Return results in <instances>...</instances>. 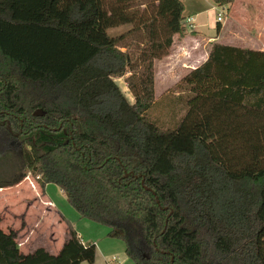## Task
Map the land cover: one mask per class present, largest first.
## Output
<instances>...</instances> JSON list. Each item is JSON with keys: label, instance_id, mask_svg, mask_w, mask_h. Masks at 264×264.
Listing matches in <instances>:
<instances>
[{"label": "trees", "instance_id": "1", "mask_svg": "<svg viewBox=\"0 0 264 264\" xmlns=\"http://www.w3.org/2000/svg\"><path fill=\"white\" fill-rule=\"evenodd\" d=\"M183 10L180 0H0V161L23 167L0 189L25 172L41 190L56 186L133 264H264V53L214 43L179 80L189 94L175 127L147 116L154 61L187 31ZM62 219L57 255H24L0 228V264H93L95 245Z\"/></svg>", "mask_w": 264, "mask_h": 264}, {"label": "rangeland", "instance_id": "2", "mask_svg": "<svg viewBox=\"0 0 264 264\" xmlns=\"http://www.w3.org/2000/svg\"><path fill=\"white\" fill-rule=\"evenodd\" d=\"M255 1V0H252ZM186 8H185V21L191 23V19H195L194 23L187 27L193 29L196 32L205 34L207 37H215L216 36V13L220 11V8L215 7V11L207 12L209 8L208 4L201 5L200 8H196L193 3V0H185ZM143 10V7H141ZM226 15V12H224ZM223 15V17H225ZM240 19H238V31L236 40L244 41L246 35L250 34L253 31L251 23L248 20V14L246 10H239L238 15ZM224 20V18H223ZM221 24V23H220ZM230 23L227 24L226 27H229ZM130 27H122L116 30L110 31L111 35H118ZM188 30V29H187ZM186 34H191V32L186 31ZM183 78V77H182ZM115 83L118 85L122 93L128 102L132 103L133 99L126 88L125 83L123 82V78L114 79ZM188 91L184 87H182L177 80L173 85H171L168 89L161 88L159 84L154 89V104L148 110L147 116L152 121H155L159 127L169 128L175 127L179 119L184 114L185 107V98L188 96ZM19 161L12 157L3 158L0 161V184L10 182L14 179V176L22 169ZM26 173V177L20 182L24 184L32 183L36 189L32 190L31 193H25V191L20 193L19 187L17 185L1 188L0 189V228L3 232L13 231L16 234V242L20 246L24 245V241L26 240L28 243L26 245V249L34 250L38 247H48L49 251H54L52 248L53 242L57 240L56 244H59L62 240H64V235L66 232L65 224L59 222L54 215L49 214V209L43 203H41L39 197L41 193L39 191V186L36 184L35 179ZM31 187V186H30ZM50 187V196L48 199L55 204V210L62 213V215L72 224L78 223L77 220L81 221V218L75 212V210L67 203L65 196L62 193H59V189L54 185H49ZM19 191V192H18ZM38 192V197H37ZM36 193V194H35ZM36 197V199L34 198ZM35 199V200H34ZM39 201V202H38ZM30 206H26V204ZM28 207V208H27ZM53 208V207H52ZM35 209V210H34ZM38 210V211H37ZM40 213L45 218H41L42 222L39 224L38 220L40 218ZM28 216V217H27ZM59 216H61L59 214ZM26 221L35 227V231L31 232V238H28L25 233V226L21 227V221ZM28 219V220H27ZM83 221V220H82ZM21 227V228H20ZM38 227L39 230L36 228ZM77 227V224H76ZM14 228V230H11ZM100 229L103 230L102 226H98V228H93L91 233L94 235L100 234ZM105 230L107 228L104 227ZM33 229H31L32 231ZM108 231V230H107ZM23 235V236H22ZM85 237H83V240ZM52 245V246H51ZM24 249V251L26 250Z\"/></svg>", "mask_w": 264, "mask_h": 264}, {"label": "crops", "instance_id": "3", "mask_svg": "<svg viewBox=\"0 0 264 264\" xmlns=\"http://www.w3.org/2000/svg\"><path fill=\"white\" fill-rule=\"evenodd\" d=\"M180 1L182 2L184 8L182 13V16L184 17V23L186 29H188L187 31L191 32V34H186V32L183 34V36L175 34L172 37V44L169 49L168 55L154 61V89L158 84L161 88L168 89L177 80H180L191 70H194L195 68L203 64L207 60L211 46L214 43L264 53V0H235L230 5L224 6V8L226 9V15L221 24L216 23L215 37H207L205 34L196 32L193 27H187L188 25L191 26L194 23L195 19H191V23H188L187 25L184 14L186 8L185 0ZM193 3L195 4L194 6L196 8H200L201 5L208 4L209 8L207 9V12L215 11V7L219 8V6L215 5L212 0H193ZM239 10H246L248 14V20L252 22L251 26H253L251 35H246L242 43L236 40L239 27L237 21L238 19H240L237 16ZM229 23V27H226ZM16 187L20 188L18 189L20 190V193L23 191H25V193H31V189L34 190V192L36 191L32 183L24 184L22 182L17 184ZM49 189V185H46L43 190L39 189L41 193L39 199L41 203L47 206L50 211L49 214L54 215L59 222H62L61 217H65L61 212L55 210V204L48 199V197L50 196ZM58 192L62 193L60 190ZM34 198L36 199V197ZM27 205L28 203L26 204V206ZM59 214L61 216H59ZM40 215L41 216L38 220L39 224L42 222L41 218H45V216H42L41 213ZM27 217H25L24 221H21L20 225L22 227L24 226L25 222L27 223L25 226L24 235L26 233V236L28 238H31V232L35 231V227L33 226L35 223L33 225L29 224L26 221ZM77 221V227L74 223L73 228L80 238L82 244L93 243L95 245L96 256L93 264H133L132 261L129 260L125 255V245L123 244V242L108 238L106 236L107 230H105L104 227H102L103 230L100 229V234L96 236L91 233V230L93 228H98L99 225L86 221L84 219H81V221ZM31 229L33 230L31 231ZM36 229L39 230L38 227ZM65 229H67L66 224ZM11 230H14V228H11ZM64 237V240H62L59 244H56L57 240L53 242V244L55 245L51 246L55 249L54 251H49L47 249L48 247L45 246L38 248L45 249L51 255H57L68 238L67 232H65ZM83 237H85V240H83ZM27 243L28 242L25 240L24 245H19L18 247L20 252L24 255L31 254L37 249L35 248L32 251L29 249L27 250L25 248ZM24 249L26 250L24 251Z\"/></svg>", "mask_w": 264, "mask_h": 264}, {"label": "built area", "instance_id": "4", "mask_svg": "<svg viewBox=\"0 0 264 264\" xmlns=\"http://www.w3.org/2000/svg\"><path fill=\"white\" fill-rule=\"evenodd\" d=\"M219 8H220V11L216 13V23L223 22V18H224L223 15H224V12H226V9L224 7H219Z\"/></svg>", "mask_w": 264, "mask_h": 264}]
</instances>
